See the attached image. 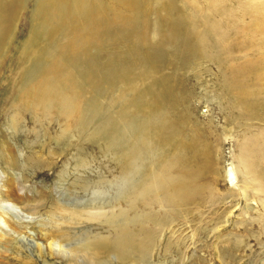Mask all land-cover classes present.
I'll return each instance as SVG.
<instances>
[{
    "label": "bare ground",
    "instance_id": "1",
    "mask_svg": "<svg viewBox=\"0 0 264 264\" xmlns=\"http://www.w3.org/2000/svg\"><path fill=\"white\" fill-rule=\"evenodd\" d=\"M24 1L0 0V60ZM112 1L113 7L94 0H36L20 57L29 63L20 74L26 85L6 125L20 129L27 112L47 129L42 151L60 158L74 146L77 167L86 169L85 145L91 143L117 174L77 180L72 188L80 182L83 195L70 188L60 202L3 172L0 246L15 259L0 264H148L182 251L184 238L173 246L167 237L174 226L182 232L198 226L199 234L214 236L211 134L192 106L198 94L182 81L187 71L198 78L205 57L220 60L214 28L188 0L186 9L177 0ZM250 63L225 68L230 114L235 108L264 114V64L256 69ZM54 125L56 135L50 133ZM3 140L0 158L16 167L18 154ZM44 152L29 156L24 168L53 167L56 161ZM247 170L263 187L264 169ZM48 200L47 220L22 222L23 214H39ZM88 222H99L107 234H93Z\"/></svg>",
    "mask_w": 264,
    "mask_h": 264
},
{
    "label": "rangeland",
    "instance_id": "2",
    "mask_svg": "<svg viewBox=\"0 0 264 264\" xmlns=\"http://www.w3.org/2000/svg\"><path fill=\"white\" fill-rule=\"evenodd\" d=\"M94 1L104 2L108 7L114 6L112 0ZM177 1L178 7L186 9V0ZM188 2L195 5L194 7L198 6L205 17L202 19L214 28V41L220 48V60L214 58L213 62L211 58L205 57L201 61L197 79L192 78V71L185 72L182 77L186 89L198 94V99L193 100L192 106L211 134L208 142L217 169L213 183L214 236L205 237L199 234L195 230L198 226L195 225L183 232L178 230V226H174L167 237H170L173 246L180 245L176 239L184 238V242L181 243L182 251L153 258L148 264H264V186L256 183L247 170L264 169V114L260 112L255 114L243 108H235L230 114V101L225 90L224 78L225 68H239L251 62L250 66L257 69V63L264 64V0H188ZM211 2L214 3V7L211 6ZM35 6L36 0L24 1L16 16L13 36L4 49L5 55L0 60V142L3 143L5 137L19 157L18 164L13 168L6 166L0 158V177H3V172H7L20 185H25L26 189L32 192L44 190L48 193L49 200L61 202L67 199L65 195L70 188L73 192L79 193V196L83 195L79 187L81 183L78 182L79 185L72 188L73 182L93 181L98 173L106 174L111 180L113 178L111 174L116 175L117 172L113 163L104 158L97 146L91 143L85 145L84 154L89 161L86 169L77 167L74 158L79 151L74 146L66 148L67 152L61 155L62 158L49 155L48 150H43L46 159L52 158L56 161L51 168L38 169L34 166L27 169L28 166H25L27 169L25 170L23 166L29 156L43 152L42 144L47 138V132L44 131L47 129L33 123L27 112L22 116L25 119L20 129L15 131L7 126L11 116L15 114L9 113L10 108L18 99L19 91L26 85L21 75L24 67L25 70L28 69L29 63L28 61L20 63V57L24 55L22 47L33 30L32 22L35 19L32 14L35 12ZM50 129L53 135L59 132L57 125L50 126ZM50 145L51 148L56 146L55 143ZM57 151L60 152V149ZM49 200L39 214L30 215L28 218L23 217L26 216L23 214L20 217L24 220L22 222L47 220V212L51 210L52 203ZM74 202L73 199L67 203L70 205ZM88 223L87 226L93 234H107L106 228L99 222ZM74 232L78 233L79 230ZM3 246H0V261L3 258L15 259L10 252L3 249ZM49 264L61 263L52 260Z\"/></svg>",
    "mask_w": 264,
    "mask_h": 264
}]
</instances>
